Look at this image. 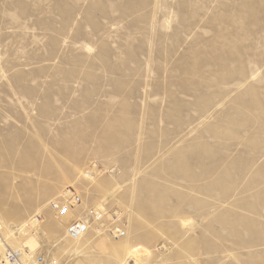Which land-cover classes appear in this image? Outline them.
I'll return each instance as SVG.
<instances>
[{
	"label": "rangeland",
	"instance_id": "374dc122",
	"mask_svg": "<svg viewBox=\"0 0 264 264\" xmlns=\"http://www.w3.org/2000/svg\"><path fill=\"white\" fill-rule=\"evenodd\" d=\"M69 190L81 203L59 216ZM10 233L49 264L132 247L141 264H264V0H0Z\"/></svg>",
	"mask_w": 264,
	"mask_h": 264
},
{
	"label": "built area",
	"instance_id": "2783aa9c",
	"mask_svg": "<svg viewBox=\"0 0 264 264\" xmlns=\"http://www.w3.org/2000/svg\"><path fill=\"white\" fill-rule=\"evenodd\" d=\"M69 193L70 194L61 197V199L51 202V208L55 214L60 216L69 210L76 208V206L80 204V196L76 194L74 190H69ZM88 226L86 220L78 219L69 223L66 226V231L72 238H77L85 233ZM110 230L112 232L113 230H116V233H114L115 237L124 235V230L121 228ZM0 264H49V262L38 248L30 251L26 247H22L21 249L7 247L3 252H0Z\"/></svg>",
	"mask_w": 264,
	"mask_h": 264
},
{
	"label": "bare ground",
	"instance_id": "6f19581e",
	"mask_svg": "<svg viewBox=\"0 0 264 264\" xmlns=\"http://www.w3.org/2000/svg\"><path fill=\"white\" fill-rule=\"evenodd\" d=\"M81 203V202H80ZM79 205V204H78ZM32 223V225L34 224L33 222H35V219L31 220L30 221ZM34 226V225H33ZM67 233V231H66ZM112 233V232H111ZM11 239H12V242H8L7 239H3L0 235V252H3L5 250V248L7 247H10V248H17L18 249H21L22 247H25L24 244L22 243L23 241L19 239V237L15 236L14 234L10 233L9 234ZM67 235L72 239V240H78L80 238L77 237V238H72L68 233ZM9 244H14L16 245L15 247H12L10 246ZM23 244V245H22ZM126 259L125 262L126 264H141L140 262V253L138 250L134 249L133 247L132 248H127L126 250ZM128 261H131L128 262Z\"/></svg>",
	"mask_w": 264,
	"mask_h": 264
}]
</instances>
